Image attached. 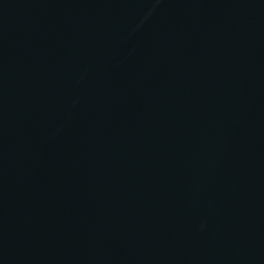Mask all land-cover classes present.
<instances>
[{"label":"water","instance_id":"95a60500","mask_svg":"<svg viewBox=\"0 0 264 264\" xmlns=\"http://www.w3.org/2000/svg\"><path fill=\"white\" fill-rule=\"evenodd\" d=\"M0 264H264V0H0Z\"/></svg>","mask_w":264,"mask_h":264}]
</instances>
